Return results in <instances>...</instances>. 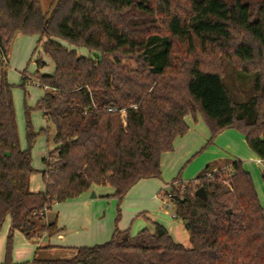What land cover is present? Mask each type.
Here are the masks:
<instances>
[{"label": "trees", "instance_id": "1", "mask_svg": "<svg viewBox=\"0 0 264 264\" xmlns=\"http://www.w3.org/2000/svg\"><path fill=\"white\" fill-rule=\"evenodd\" d=\"M16 33L39 35L55 64L53 73L35 75L52 87L36 108L53 125L56 146L55 160L44 158V190H31L37 169L31 147L19 144L12 84L2 70L0 231L8 216L11 224L0 264H264V207L252 175L233 159L211 162L196 176L206 199L176 188L177 180L164 193L189 230L190 247L153 222V231L134 236L116 226L109 240L79 246L72 257L13 260L15 231L36 239L63 229L44 220L54 204L94 185L122 199L140 179L159 177L162 153L189 130L188 114L204 120L208 143L236 128L264 159V0H52L47 11L42 0H0V54ZM222 56L255 73L246 99L235 100L226 86ZM28 134L32 143L30 124ZM223 164L228 172L213 169Z\"/></svg>", "mask_w": 264, "mask_h": 264}, {"label": "rangeland", "instance_id": "2", "mask_svg": "<svg viewBox=\"0 0 264 264\" xmlns=\"http://www.w3.org/2000/svg\"><path fill=\"white\" fill-rule=\"evenodd\" d=\"M51 2L52 0H42L45 11L50 9ZM39 38L37 34L16 33L8 49L9 65L6 53V59H3V64L0 66V72L7 70V79L12 84L19 144L23 149L31 147L32 166L37 169L30 177L32 189L44 186L41 171L48 167L44 158L53 162L55 156H49L56 146L53 125L47 122L42 111L36 108L45 90L34 84V80L39 79L35 73L37 71L40 74L51 73L55 70L52 58L42 50V44L38 43ZM61 41L68 48H73L66 41ZM76 50L79 54L97 58L96 53L84 47ZM38 58L45 60L46 64L38 67L36 62ZM221 64L224 82L233 98L238 101L246 99L252 92L255 73L243 71L227 56H222ZM202 122V125H193L195 127L190 135L176 138L172 150L162 153L159 177L146 178L135 183L122 199L113 194H106L111 189L110 186L94 185V189L85 192L89 199L87 203H83L78 198L58 203L59 206L49 210L45 222L48 223L47 219L50 221L58 219L57 222L67 232L64 243L93 245L109 240L116 226L127 227L134 236L144 228L153 231V222L158 221L168 229L176 241L190 247L189 230L184 226L182 218L175 213L173 201L164 193L169 192V186L174 180H177L174 183L176 188H191L195 192L201 187V181L196 179V176L211 163L205 162L209 155H213L211 150H242L239 142L232 144L225 135L219 136L220 133L208 143L210 131L204 120ZM29 124L35 134L32 143L28 134ZM202 126L206 131H201ZM246 148L250 149L249 145ZM253 160L247 158L242 165L251 173L258 185L259 199L264 206V166H259ZM220 168L225 173L230 170L228 165L224 164L213 169ZM10 224L8 216L0 231V258L5 256ZM41 234L42 232L39 236ZM40 244L39 237L28 239L20 231H15L13 241V247H16L15 259L21 262L27 261L34 256L35 250L48 252L54 258L68 257L72 250L70 247L52 250Z\"/></svg>", "mask_w": 264, "mask_h": 264}, {"label": "crops", "instance_id": "3", "mask_svg": "<svg viewBox=\"0 0 264 264\" xmlns=\"http://www.w3.org/2000/svg\"><path fill=\"white\" fill-rule=\"evenodd\" d=\"M9 57H10L9 56V52H7L8 65H9ZM53 72H51V73H53ZM185 119H186V121H187V123L189 125V130L183 136H180L181 138H183L185 135H188L189 133H191L193 131V129L195 127L193 125H198L199 126V125H202V123H203L202 122L203 119L200 117L199 114H196L195 117L192 114H188V115H186ZM200 129H201V131L205 130V129H203V126ZM221 135H225V138L228 139L229 142H232V144H235L236 141L239 142L240 145L242 146V150H211L213 152V155H209V157H207L205 159V162H208V161L209 162H214V161L221 162L224 159L241 160V162H246L247 158H250L251 160L254 159L253 161L255 163H257L259 166H264V159L259 157L251 148L250 149L246 148V147H248V144L246 143V138H245L244 134H242L241 132H239L236 129L228 128V129H225L224 131H222L219 134V136H221ZM180 137H178V138H180ZM252 178H253V176H252ZM144 179H146V178L140 179L139 181H142ZM253 181H254L256 190L258 192V195H259L258 185H256V182H255L254 178H253ZM44 188H45V181H44V186H42L40 188L32 189L31 185H30V189L33 190V191L44 190ZM91 189H94V188L92 187ZM113 191H114V189L111 187V189H109V191L106 194L107 195H112ZM78 199H80V201H83V203H87L89 201V199L86 196L85 192L83 194H81L78 197ZM59 205L60 204L56 203V204L53 205V207H57ZM48 212L49 211L46 212V217L45 218H47ZM47 221H48V223L53 222V221H50L48 219H47ZM55 221H58V219H55ZM154 222H158V221H154ZM183 223H184V221H183ZM57 224H58L59 227L63 228V226L60 225L58 222H57ZM118 227L120 229H126L127 228V227H122V226H118ZM86 228H88V227H86ZM66 234H67V232L65 230H63V229L60 230L56 235H54L52 237L47 236L46 233H42L41 236L38 235L39 239H41L40 246L45 247V246L51 245V247H47V249L49 248V249H52V250L58 249V248L67 249V247H70L72 250L69 253L70 255H68V257H72L76 253L77 247L90 245L89 243H85L84 245L83 244L82 245H69L68 243H64V240H66V238H67ZM15 252H16V247L14 246L13 247V260H14V262L22 263L21 261H18V260L15 259ZM34 256H38V257H41V258H54V257H51V255H49L48 252L42 253L41 251H37V250L34 251ZM4 257L0 258V262H2L4 260ZM33 257L31 259H28L27 261L32 260ZM68 257L64 256V257H58V258H68ZM24 262H26V261H24Z\"/></svg>", "mask_w": 264, "mask_h": 264}, {"label": "built area", "instance_id": "4", "mask_svg": "<svg viewBox=\"0 0 264 264\" xmlns=\"http://www.w3.org/2000/svg\"><path fill=\"white\" fill-rule=\"evenodd\" d=\"M3 59H6V57H5V54H4V53H1V54H0V61H1V60L3 61ZM34 84H36V85L39 86V87H42L45 91L48 90V89H49V90L52 89V87H51L50 85L41 82L39 79H35V80H34ZM110 109H111V108H110Z\"/></svg>", "mask_w": 264, "mask_h": 264}, {"label": "water", "instance_id": "5", "mask_svg": "<svg viewBox=\"0 0 264 264\" xmlns=\"http://www.w3.org/2000/svg\"><path fill=\"white\" fill-rule=\"evenodd\" d=\"M195 195L200 197V198H203V199H206L207 198V192L205 190V188L203 186L199 187L196 191H195ZM231 213V209H228V214ZM186 223V221H185Z\"/></svg>", "mask_w": 264, "mask_h": 264}]
</instances>
